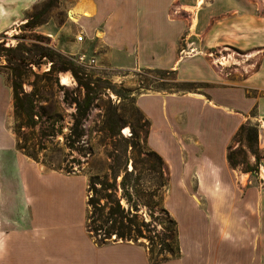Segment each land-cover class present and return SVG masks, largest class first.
I'll list each match as a JSON object with an SVG mask.
<instances>
[{
    "label": "rangeland",
    "instance_id": "rangeland-1",
    "mask_svg": "<svg viewBox=\"0 0 264 264\" xmlns=\"http://www.w3.org/2000/svg\"><path fill=\"white\" fill-rule=\"evenodd\" d=\"M225 2L226 0H204L203 4L198 7L196 6L197 0H173L169 18L181 33L174 47V66H186L184 69L189 75H195L197 78L199 76L201 78L202 75L206 77V80L185 81L175 69L163 70L173 73L162 77L159 73H142L141 71L147 68L132 67L136 63L135 52L138 49L124 50L118 45L109 46L100 43L101 35L97 27L81 21L92 16L91 11L86 10L84 0H0V43L6 47L15 46L17 43L28 44L37 42L36 38L39 36L50 48L71 63L72 68L82 81L90 78L93 82L98 79L99 86L109 87V89L96 90L93 94L90 110L82 122V142L75 146V151L70 152L64 142L73 124L75 107L73 104L62 101L63 93L66 92V95L71 97L74 92L81 99L83 90L77 85L69 70L61 72L67 73L69 76L70 82L67 85L60 83V73L56 76L59 86L63 87L61 89L56 86H52L50 89L48 78L38 81L41 86L40 91H42L38 106H41L42 109L36 108V111L41 115V119L38 120L35 117L34 128H23L21 130L22 139L20 136L18 140L30 148L31 145H35V150H38V163L41 166L43 154L46 151L58 149L63 151L67 162H69L68 167L73 173L59 172L62 180L70 183L58 182L56 187L59 190L57 191H62V188L66 186L74 197H80L86 202L87 176L94 174L102 176L107 172L110 164L108 153L113 149L121 150L123 147L120 138H109L111 135L104 130V121L113 114V107L117 108L115 110L121 116V121L131 122V124L133 121L130 118V113L135 112L136 109L139 110L149 121V130L150 118L155 130L159 127L157 108L160 110V102L147 101L148 116L140 108L139 99L167 98L170 99L167 100L169 103L167 107L173 112L171 130L168 136L169 142H166L164 146L165 157L158 154L164 160L168 178V186L163 194V206L177 223L179 248L181 249L184 243L196 247L200 243L202 246L204 244L215 245L223 239H229V220L228 218L219 220L220 214L236 212L238 214V229L244 228L245 215L241 214L250 206L246 205L245 200L241 204L240 199L264 195V190L261 192L259 188L258 173L248 174L244 172L246 167L236 166L235 168L229 167L221 177L216 167L210 164L207 166L197 165L195 160L200 157L201 146L196 136L208 148V158L205 161L215 160L216 164L221 166V148L218 139L212 137L219 135L215 134V131L209 133L207 131L209 128L205 126L212 125L213 129L217 128L218 132L225 127V122L208 110L200 112L197 105L191 104L187 100H179L198 98L197 95H202V100H207L211 97L209 94L214 92L220 82L228 85L230 79L241 80L244 72L255 70L258 52L238 50L230 46L206 50L201 43L213 22L229 13V10L219 6ZM238 2L239 9L246 6L250 10L253 9L258 15L264 16V0H238ZM79 6L78 17L76 20H71L69 18L70 9ZM39 12L44 17L41 25L34 28L33 31L28 28L21 29L26 20ZM77 36H83V40L78 42ZM143 48L144 46L141 49ZM192 49L194 53L191 52ZM80 56H84V62L93 60L94 63L80 65L78 63ZM149 56L150 52H147V56L144 58L148 60L150 57L153 58L154 54ZM220 58H224L225 66L217 64ZM5 64V58L1 56L0 66ZM50 65L51 62L45 59L41 61L38 68L33 67V70L42 74L49 69ZM8 75V71L0 69V154L9 150L12 156H16L21 152L15 148V136L11 131L13 112ZM179 82H191L194 85L190 87V92L181 93L175 87V84ZM22 88L25 92L31 90L27 84H23ZM245 95L256 96L257 93L249 91L245 92ZM48 112H54V122L48 119ZM248 115L255 116L256 112L251 110ZM248 122L257 124L253 118ZM136 130L138 136H142L139 130ZM149 130L146 145L147 148L155 151L149 141ZM117 131L119 133L117 136L130 139L131 132L128 126L120 127ZM231 136L225 147V153L229 147L234 149L238 146L236 142L232 141L234 134ZM41 147L46 151L39 149ZM129 150L128 145L127 151ZM155 152L157 153V151ZM248 156L249 154H247ZM77 161L80 162L79 167ZM1 162L0 159V165ZM42 167L44 171H49L44 165ZM245 174L249 176H245ZM235 198H238L239 204L235 205L233 201L230 204V201ZM139 213H142L146 221H150L146 211L141 210ZM185 214L188 215V222L184 217ZM153 216L157 219H154V222L151 220V226L155 227L156 232L163 234V230L158 224L161 214L154 210ZM189 223H191L190 226ZM189 227L195 230L193 236L188 235ZM111 240H114L113 236ZM140 248L146 255V250L143 247ZM180 259L171 260V262Z\"/></svg>",
    "mask_w": 264,
    "mask_h": 264
},
{
    "label": "crops",
    "instance_id": "crops-1",
    "mask_svg": "<svg viewBox=\"0 0 264 264\" xmlns=\"http://www.w3.org/2000/svg\"><path fill=\"white\" fill-rule=\"evenodd\" d=\"M84 1L86 10L91 11L92 16L81 21L97 27L101 35L100 43L118 45L124 50L138 49L135 52L136 63L133 68L175 69L185 81L206 80L205 75L197 78L186 73V66H174V47L181 33L169 18L173 0ZM219 6L229 10V13L221 19H216L207 30V35L201 42L204 49L230 46L238 50L258 52L255 70L244 72L241 80L230 79L228 85L220 82L207 100H202V95H197L198 98L179 100H187L197 105L200 112L208 110L225 122V127L218 132L212 125L205 126L209 128V133L215 131V134L219 135L212 137L218 139L221 148V166H218L215 160L205 161L208 158V148L196 136L201 153L195 163L199 166L210 164L216 167L221 177L222 173L229 169L225 159V147L231 135L236 133L240 125L253 118L257 123V142L262 155L257 175L262 192L264 16L246 6L239 9L238 0H226ZM147 52H150V56L153 53L154 57L145 59ZM249 91L256 92L257 95H245V92ZM152 100L160 102V110L157 108L159 127L154 130L150 118L149 141L153 149L165 157L163 151L165 143L169 142L173 112L167 107V100L170 99H139L140 108L148 116L147 101ZM251 110L256 112L255 116L248 115ZM195 132L197 134L196 130ZM8 151L0 154V264H149L147 254L132 243L96 245L86 230V202L80 197H74L66 186L62 191H57L58 182H67L62 180L61 174L56 171L46 172L39 163L19 153L12 156ZM248 162L254 163V157L249 156ZM248 174L245 176H249ZM240 200L241 204L245 200L246 205L250 206L241 214L245 215L246 220L243 229H238L236 212L220 214L219 220H229V239H223L215 245L202 246L200 243L196 247L184 243L180 249L181 259L163 264H264V195ZM232 201L235 205L239 204L238 198L231 200L230 204ZM187 216H184L186 222ZM187 231L191 236L195 232L192 227Z\"/></svg>",
    "mask_w": 264,
    "mask_h": 264
},
{
    "label": "trees",
    "instance_id": "trees-1",
    "mask_svg": "<svg viewBox=\"0 0 264 264\" xmlns=\"http://www.w3.org/2000/svg\"><path fill=\"white\" fill-rule=\"evenodd\" d=\"M43 19L40 12L35 13L26 20L21 29L28 28L33 31L41 25ZM36 41L28 44L17 43L15 46L7 47L0 43V57L3 56L6 62L5 65L0 66V69L8 71L9 74L13 112L11 131L15 136V148L26 158L38 163V150H35V145H31L30 148L18 140L20 136L22 139L21 130L23 128H34L35 117L38 120L41 119V115L36 111V108L42 109L38 106L42 95L38 81L48 78L50 89L52 86L61 89L63 87L59 86L56 76L69 70L77 85L83 90L81 99L74 92L71 97H68L66 92L63 93L62 101L73 104L75 107L73 124L64 142L70 152L75 151V146L82 142V122L90 110L93 94L96 90L109 89V87L99 86L98 79L93 82L90 78L82 81L71 63L61 54L50 48L39 36ZM45 59L51 62L49 69L42 74L36 73L33 67L38 68L41 61ZM141 72L159 73L160 77L173 73L158 69H143ZM23 84L29 85L31 90L25 92L22 88ZM193 85L194 83L191 82H179L175 84V87L183 93L190 92V87ZM115 109L117 108L113 107V114L105 119L104 130L111 135L109 138H120L123 147L121 150L113 149L108 153L110 164L107 172L102 176L86 174L88 175L86 230L98 246L120 241L143 247L146 250L149 264H163L177 260L181 256L177 223L163 206V194L168 186L165 163L158 153L150 150L146 145L149 121L136 109L135 112L130 113L133 124L123 122ZM47 115H49L48 119L55 121L54 112H48ZM125 126L130 128V139L117 136L119 134L117 129ZM136 129L142 136H138ZM257 130V124L250 122L239 126L232 138L238 146L234 149L229 147L225 156L230 168L242 166L246 167L244 170L246 173H258L262 155L258 148ZM128 145L129 151H127ZM39 149L45 150L42 147ZM247 154L254 157L253 165L249 164ZM41 164L49 171L73 173L68 167L69 162L66 160V155L59 149L46 151ZM79 165L80 162L77 161V166ZM141 210L146 211L149 222L145 220L142 213H139ZM154 210L161 214L158 224L163 234L156 232L155 227L151 226L152 221L157 219V217L153 218Z\"/></svg>",
    "mask_w": 264,
    "mask_h": 264
},
{
    "label": "bare ground",
    "instance_id": "bare-ground-1",
    "mask_svg": "<svg viewBox=\"0 0 264 264\" xmlns=\"http://www.w3.org/2000/svg\"><path fill=\"white\" fill-rule=\"evenodd\" d=\"M203 2H204V0H197L196 6L199 7ZM79 10H80V6L77 8L70 9L69 18L71 20H76V18L79 15ZM191 52L194 53V50L192 49ZM248 57H251V56L248 55ZM217 64H219L221 66H225L226 62H225L224 58H220V59H218ZM59 80H60V83L62 85H67L70 82V79H69V76L67 73H60ZM125 131H127V129H125Z\"/></svg>",
    "mask_w": 264,
    "mask_h": 264
},
{
    "label": "built area",
    "instance_id": "built-area-1",
    "mask_svg": "<svg viewBox=\"0 0 264 264\" xmlns=\"http://www.w3.org/2000/svg\"><path fill=\"white\" fill-rule=\"evenodd\" d=\"M83 40V36H77V41L78 42H81ZM78 63L80 64V65H82L83 63H85V65H87V64H90V63H94V61L93 60H89V62H84V56H80L79 58H78ZM87 63V64H86Z\"/></svg>",
    "mask_w": 264,
    "mask_h": 264
}]
</instances>
